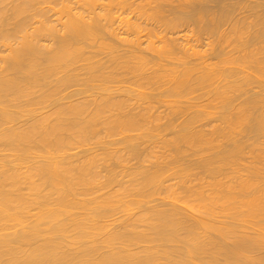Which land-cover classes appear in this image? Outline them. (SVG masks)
<instances>
[{"label":"bare ground","instance_id":"6f19581e","mask_svg":"<svg viewBox=\"0 0 264 264\" xmlns=\"http://www.w3.org/2000/svg\"><path fill=\"white\" fill-rule=\"evenodd\" d=\"M261 136L264 0H0V264H264Z\"/></svg>","mask_w":264,"mask_h":264},{"label":"rangeland","instance_id":"374dc122","mask_svg":"<svg viewBox=\"0 0 264 264\" xmlns=\"http://www.w3.org/2000/svg\"><path fill=\"white\" fill-rule=\"evenodd\" d=\"M256 85V84H255ZM257 86V85H256ZM256 86H254L253 85V88H254V90L256 91L257 90V87ZM256 88V89H255ZM217 114H215V116H216ZM214 118V117H213ZM218 120L217 119H215V122H217ZM219 122V121H218ZM204 127V126H203ZM206 128H207V125H206ZM209 128V127H208ZM262 137V136H261ZM263 138V140H264V136L262 137ZM261 138V139H262ZM258 140V141H256L257 142V144H258V146H259V144L260 143H262L263 142V140ZM260 141V142H259ZM264 144V143H263ZM188 153H190V151L188 152ZM248 156V158H249V155H247ZM251 156V155H250ZM193 157H195V156H193ZM188 158V157H187ZM190 159H192V156H191V158ZM251 228H252V230H251ZM249 232H254L253 230H255L253 227H250L249 229ZM256 231V230H255Z\"/></svg>","mask_w":264,"mask_h":264}]
</instances>
